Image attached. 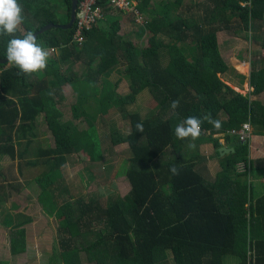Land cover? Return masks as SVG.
Wrapping results in <instances>:
<instances>
[{
	"label": "trees",
	"instance_id": "16d2710c",
	"mask_svg": "<svg viewBox=\"0 0 264 264\" xmlns=\"http://www.w3.org/2000/svg\"><path fill=\"white\" fill-rule=\"evenodd\" d=\"M134 1L147 19L138 32L147 35L144 46L117 35L118 17L106 9L99 21L82 29L80 43L73 39L75 21L69 29L52 27L38 34L37 43L50 53L45 70L26 76L8 61L0 63V158L18 161L25 181L33 179L43 190L45 212L59 215L53 264H83L81 253L86 264H225L227 257L235 258L236 264H264V193L254 199L251 183L258 169L247 159L248 142L239 144L228 134L248 123L253 135L264 137V68L261 62H252L248 84L253 91L246 96L235 92L221 80L229 69L218 42L220 33L249 32L255 22H262L264 0L191 4L161 0L160 7L151 5L152 0ZM18 4L24 16L16 33L19 38L48 24L64 25L69 18L70 0H18ZM170 10L176 14L174 18L169 17ZM103 19L104 24L99 25ZM261 30L251 41L264 50ZM158 37L174 41L165 48V61ZM11 38L0 36V59L7 57ZM191 44L194 56L189 58L181 47ZM80 64L85 70L77 79L73 68ZM114 66L122 67L129 81L123 100L146 90L154 108L142 116L121 107L127 132L112 131L107 136L110 146H127L129 157L119 172L126 193L105 203L73 199L58 193L51 175L69 157L78 161L82 150L94 162L103 159L96 129H78L71 121L51 119L43 122L53 141L50 146L37 141L41 131L37 121L55 110L61 98L60 85L53 78H61L77 93L79 106L87 97L95 99L98 94L102 98L113 88L103 80L98 91L96 81ZM237 77L242 83L244 78ZM174 100L179 101L175 110L171 108ZM191 116H210L222 122L219 134L206 121L202 124L201 135L207 134L217 160L212 180L205 167L199 166L202 158L198 154L192 157L181 152L189 140L175 136L176 126ZM138 123L143 125L142 132L137 130ZM216 135L232 145V152L220 156ZM239 164L242 173L236 172ZM173 167L178 175L170 171ZM4 180L0 181V207L13 191L24 188ZM7 218L13 220L11 215ZM31 222L30 217L20 215L12 224L14 256L26 251L23 227ZM94 223H102L104 230L93 231Z\"/></svg>",
	"mask_w": 264,
	"mask_h": 264
},
{
	"label": "rangeland",
	"instance_id": "374dc122",
	"mask_svg": "<svg viewBox=\"0 0 264 264\" xmlns=\"http://www.w3.org/2000/svg\"><path fill=\"white\" fill-rule=\"evenodd\" d=\"M152 2L159 7L163 4L161 0H152ZM185 3L191 4L194 1L185 0ZM175 15L170 10L169 17L174 18ZM112 16L118 17L116 23L117 35L123 36L135 45L144 46L146 44L147 35L138 34L141 25L147 22L146 16L141 15L146 21L142 24L134 19H130L132 16L128 17L119 13ZM103 24L104 19L100 21L99 25ZM261 28L264 29V20L262 22H255L253 29L249 32L235 31V33L218 34L219 53L227 67L235 69L239 68V63L249 65V62L252 63L254 61L263 63L264 51L259 48L257 41L256 46L253 43L254 41H251V37L255 32L258 31L261 34ZM137 36H141L140 39ZM158 38L161 44L159 52L160 55H163L161 56L162 60L165 61V48L167 45H172L174 41L166 37ZM180 44L177 43V45ZM183 47L185 46L183 45ZM183 47H181L182 52L184 51L187 57L191 58L194 56L193 44L190 47ZM84 54L90 58L87 51H84ZM84 70L85 67L81 64L73 68L75 78H82ZM224 77L221 80L225 85L230 87L232 85L228 81L230 77ZM53 80L60 85L61 98L55 110L42 115L37 121V125L41 129L37 141L43 145H53L52 138L47 132L46 126L43 125V122L57 119L61 122L71 121L78 129L94 126L101 141L102 150H104L103 159L96 162L90 159L85 150L78 152V161L69 157L64 166L51 175L55 186H57L58 193L65 192L66 196L72 197L73 199L82 197L84 200L91 199L102 203L109 202L110 199L113 200L116 197L124 195L127 191V186L119 172L125 166V161L129 157L127 146L126 144L110 146L107 136L112 131H116L121 135L127 132L128 126L121 118L124 114L121 113V107L126 112H139L142 116L153 110L154 104L148 92L143 90L133 95L130 100H123L128 94L129 81L127 76L123 74V68L114 66L106 73L98 76L96 81L98 91L102 88L100 87V83L103 80L110 82L113 88L104 97L100 98L98 94L95 99L87 97L77 106V93L67 83H63L61 78H53ZM237 89L234 90L237 93H241L244 96L248 94L245 92V86L242 87V90L239 87ZM75 102L76 108L74 106ZM118 104L120 105L118 106ZM262 144V139H256L254 143L256 148H264V144L263 146ZM207 151L208 148L203 152L205 153ZM250 151L248 145V153ZM257 158L262 160L264 159V155ZM259 159L253 165L256 168H259L261 165L259 164L261 161ZM213 164L215 165V163ZM240 167H238L239 172H242L243 169ZM0 174L5 176V180L0 176V181L13 182L14 185L20 184V189L24 186L19 192L13 191L7 203L0 207V264H53V255L55 250L58 249L59 242V215L54 214L55 216H49L45 212L42 205L43 190L33 179L29 182L27 180L25 181V178L19 174L18 161H14L8 156L1 157ZM27 174L29 176L31 175L28 172ZM8 215L13 216V220H8ZM20 215L30 217L32 222L23 227L25 231L26 251L14 256L11 252V244L16 234H14L15 230L11 228L12 224L20 219ZM102 225V223L92 224L93 231H103L104 227ZM80 257L83 264H86L85 254L81 253Z\"/></svg>",
	"mask_w": 264,
	"mask_h": 264
},
{
	"label": "clouds",
	"instance_id": "9594fccd",
	"mask_svg": "<svg viewBox=\"0 0 264 264\" xmlns=\"http://www.w3.org/2000/svg\"><path fill=\"white\" fill-rule=\"evenodd\" d=\"M23 22V9L18 4V0H0V36L12 37L7 42V61L16 66L20 73L31 76L46 69L50 53L37 43L36 36L32 32H27L23 38L16 36ZM178 107L179 101H172L171 108L175 110ZM205 121L211 124L219 134L222 128V122L219 119H212L210 116H204L202 119L191 116L176 126L175 136L180 140H190L189 146L194 148L195 144L192 142L201 136L202 124ZM136 127L138 131H143L141 123H138ZM170 171L173 175L179 174L175 167L171 168Z\"/></svg>",
	"mask_w": 264,
	"mask_h": 264
},
{
	"label": "crops",
	"instance_id": "0c3cea01",
	"mask_svg": "<svg viewBox=\"0 0 264 264\" xmlns=\"http://www.w3.org/2000/svg\"><path fill=\"white\" fill-rule=\"evenodd\" d=\"M193 1H196V0H193ZM151 3H152V1H151ZM163 4H161V5H163ZM151 5H153V3ZM262 51H264V50H262ZM262 61H263L262 66L264 68V56L262 58ZM228 69H229V71L225 75L224 78H227V76L230 77V79H228V81L230 82V84H232V85H230L231 89L232 90H238L237 88L239 87L242 90V87L245 86V88H246L245 92L250 94L253 91L249 87V84H248L249 76L251 73V62H249V65H246L244 63L243 64L239 63V68L230 69L228 67ZM237 75L244 78L242 83H240V80L237 77ZM239 94H241V93H239ZM220 118L223 119V116H220ZM250 132H251V137H250V141L248 142V145H249V151H250V149H251V151L248 153L247 157H248V161H250L252 163V165H254L257 162L256 160L259 159L257 157H262V155H264V148L263 147L262 148L261 147L256 148V145H254V143H255L256 139H262L263 144H264V137L253 135L251 129H250ZM206 135L207 134H205V136L201 135L198 138V140H200V141H202V139H203L202 142H198L197 139L194 142H192L195 144L194 148L189 146L190 145V140H189L184 145L185 148L181 152L187 156H192V157L198 154V156H200L202 158L201 164H199V166L205 167L206 173L208 174L209 178L212 180L214 178V174L217 170L215 168L216 165H214L213 163L216 164L217 160L214 159L213 149H212L211 145L207 142ZM213 138H218V143L221 145L220 148L227 150L228 148H230L232 146V145H226L221 135L213 136ZM263 144H262V146H263ZM204 147H205V149L208 148V151L205 153L203 152L205 150ZM219 149H218V152H219ZM259 160H261V159H259ZM259 164H261V165L259 168H257L258 174L256 173V175L251 178V183H252V187H253L252 193H253L254 199L260 197L264 193V159H262L259 162ZM239 166H241L240 168H242L244 170L243 165L239 164L236 167V172L242 173L243 171L239 172L240 171L238 168ZM168 260L171 263L172 260L170 257ZM224 263L225 264H236V260H235V258L227 257L226 260L224 261Z\"/></svg>",
	"mask_w": 264,
	"mask_h": 264
},
{
	"label": "built area",
	"instance_id": "2783aa9c",
	"mask_svg": "<svg viewBox=\"0 0 264 264\" xmlns=\"http://www.w3.org/2000/svg\"><path fill=\"white\" fill-rule=\"evenodd\" d=\"M105 5V6H102ZM112 10L115 13L130 14L132 20L138 23L145 22L139 13L134 0H79L76 3V12L74 14L75 29L73 39L81 42L80 33L82 29H88L92 24L99 21L105 10ZM230 136H234L240 142H249L251 137L250 125L244 123L238 130L230 131Z\"/></svg>",
	"mask_w": 264,
	"mask_h": 264
},
{
	"label": "water",
	"instance_id": "95a60500",
	"mask_svg": "<svg viewBox=\"0 0 264 264\" xmlns=\"http://www.w3.org/2000/svg\"><path fill=\"white\" fill-rule=\"evenodd\" d=\"M76 3H77V0H70V5H69V18H68V21L66 24L64 25H53V24H48L44 27H42L41 29H39L37 32L34 33L35 36H37L38 34L52 28V27H60L61 29H69L74 21V11H75V8H76ZM4 62H7V57L5 59H0V63H4ZM246 142H239V144H244ZM228 152H232V149L229 148V149H223V148H220L219 149V153H220V156L222 154H227Z\"/></svg>",
	"mask_w": 264,
	"mask_h": 264
}]
</instances>
